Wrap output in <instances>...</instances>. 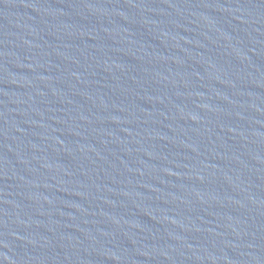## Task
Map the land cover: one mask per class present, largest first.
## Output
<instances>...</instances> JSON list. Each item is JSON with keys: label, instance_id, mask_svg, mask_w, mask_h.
<instances>
[{"label": "water", "instance_id": "obj_1", "mask_svg": "<svg viewBox=\"0 0 264 264\" xmlns=\"http://www.w3.org/2000/svg\"><path fill=\"white\" fill-rule=\"evenodd\" d=\"M0 264H264V0H0Z\"/></svg>", "mask_w": 264, "mask_h": 264}]
</instances>
